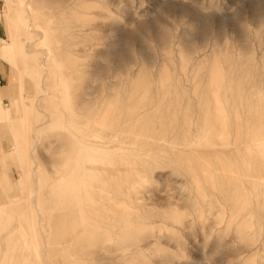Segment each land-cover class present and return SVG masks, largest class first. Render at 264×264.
I'll list each match as a JSON object with an SVG mask.
<instances>
[{
  "label": "rangeland",
  "instance_id": "1",
  "mask_svg": "<svg viewBox=\"0 0 264 264\" xmlns=\"http://www.w3.org/2000/svg\"><path fill=\"white\" fill-rule=\"evenodd\" d=\"M0 37V264H104L109 234L150 264L264 250V0H0ZM77 146L102 182L58 208Z\"/></svg>",
  "mask_w": 264,
  "mask_h": 264
},
{
  "label": "clouds",
  "instance_id": "2",
  "mask_svg": "<svg viewBox=\"0 0 264 264\" xmlns=\"http://www.w3.org/2000/svg\"><path fill=\"white\" fill-rule=\"evenodd\" d=\"M256 155L264 161V135L255 141ZM110 153L100 146H77L72 151L57 157L53 164L52 173L43 178L47 188L48 198L58 208L69 210L80 209L85 205L95 203V195L102 182V173L92 167L93 159H105ZM180 217L174 223L182 224ZM145 231H152L146 227ZM174 231V230H170ZM104 243H111L116 251L109 253V259L104 264H150V254L156 246L142 249L136 244H129L126 237L109 234ZM247 248V253L240 257L241 264H264V250L256 248V241H240ZM185 260L188 259L183 255ZM212 259L205 264H212ZM66 264H92L89 259H74ZM230 264H237L231 261Z\"/></svg>",
  "mask_w": 264,
  "mask_h": 264
},
{
  "label": "crops",
  "instance_id": "3",
  "mask_svg": "<svg viewBox=\"0 0 264 264\" xmlns=\"http://www.w3.org/2000/svg\"><path fill=\"white\" fill-rule=\"evenodd\" d=\"M2 40V38L0 37V41ZM0 60H2V61H4L3 59H0ZM5 62V61H4ZM3 154H4V152H0V156H2V158H1V162L3 161Z\"/></svg>",
  "mask_w": 264,
  "mask_h": 264
},
{
  "label": "bare ground",
  "instance_id": "4",
  "mask_svg": "<svg viewBox=\"0 0 264 264\" xmlns=\"http://www.w3.org/2000/svg\"><path fill=\"white\" fill-rule=\"evenodd\" d=\"M24 6H25V4H24ZM26 7V6H25ZM28 26H29V24H28ZM30 30V29H29ZM30 52V51H29ZM48 93V92H47ZM247 138H249V136L247 135V136H245V139H247ZM256 153V152H255ZM36 202V201H35ZM39 219V218H38ZM4 235V234H3ZM43 260V259H42ZM45 263V262H44Z\"/></svg>",
  "mask_w": 264,
  "mask_h": 264
}]
</instances>
